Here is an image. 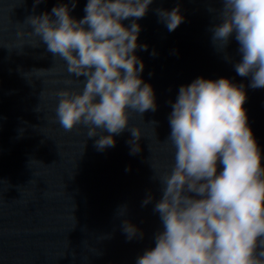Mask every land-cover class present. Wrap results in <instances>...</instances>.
<instances>
[{"label": "water", "instance_id": "1", "mask_svg": "<svg viewBox=\"0 0 264 264\" xmlns=\"http://www.w3.org/2000/svg\"><path fill=\"white\" fill-rule=\"evenodd\" d=\"M87 2L73 7V0H0V264H136L155 247L162 230L154 211L162 197L158 179L173 163L167 142L172 104L179 88L197 78H228L243 87L264 167V88H252L251 76L235 71L240 55L234 37L230 60L213 45L210 29L218 21L209 9L222 7L217 0H153L137 21L138 44L148 45L136 51L145 64L140 75L152 85L157 104L155 111L131 116L129 127L142 135L140 152H131L127 128L113 134L115 146L104 150L96 147L100 136L88 138L83 124L65 131L56 119L57 94L82 89L83 77L70 75L42 42L31 45L39 38L27 19L64 3L82 19ZM177 7L183 22L170 32L157 9ZM125 221L137 226L136 237L128 238Z\"/></svg>", "mask_w": 264, "mask_h": 264}, {"label": "clouds", "instance_id": "2", "mask_svg": "<svg viewBox=\"0 0 264 264\" xmlns=\"http://www.w3.org/2000/svg\"><path fill=\"white\" fill-rule=\"evenodd\" d=\"M217 2L221 8L209 9L218 21L210 29L213 45L230 60L227 48L234 37L240 55L235 71L251 76L252 88H264V0ZM152 3L88 0L82 19L73 18L64 3L27 19L31 35L39 38L31 45L42 42L70 75L83 77L82 89L57 94L58 123L65 131L86 126L88 138L100 136L98 150L115 146L113 134L127 128L133 137L131 152H140L142 135L138 127H129L131 116L157 108L152 85L140 75L145 64L136 55L138 48H148L138 44L137 21ZM157 13L170 32L183 22L179 7ZM245 100L243 87L228 78L200 77L179 88L167 139L173 163L158 179L162 197L154 207L162 230L155 234V247L136 264H264V167ZM151 200L149 195L144 204ZM120 210L123 216L126 207ZM123 230L129 239L139 234L129 221Z\"/></svg>", "mask_w": 264, "mask_h": 264}]
</instances>
